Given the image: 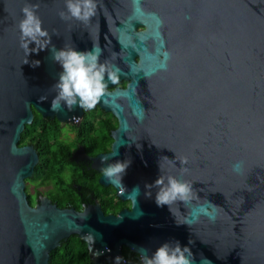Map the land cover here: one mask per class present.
Returning <instances> with one entry per match:
<instances>
[{
	"label": "water",
	"instance_id": "95a60500",
	"mask_svg": "<svg viewBox=\"0 0 264 264\" xmlns=\"http://www.w3.org/2000/svg\"><path fill=\"white\" fill-rule=\"evenodd\" d=\"M26 3L39 5L51 43L24 64L18 24ZM61 11L65 0H0V264H48L72 234L95 264L117 256L124 264L123 247L142 264L166 241L188 246L191 264H264V0H97L88 24ZM53 46H96L102 63L119 68L116 83L127 80L110 90L116 83L106 76L97 106L117 126L110 150L90 159L99 172L130 161L122 185L98 177L130 203L115 214L97 202L76 210L43 195L28 201L25 180L38 154L17 142L33 109L62 123L84 112L51 107L62 71ZM160 175L189 182L191 197L158 206V189L146 185Z\"/></svg>",
	"mask_w": 264,
	"mask_h": 264
},
{
	"label": "clouds",
	"instance_id": "9594fccd",
	"mask_svg": "<svg viewBox=\"0 0 264 264\" xmlns=\"http://www.w3.org/2000/svg\"><path fill=\"white\" fill-rule=\"evenodd\" d=\"M38 4L26 3L22 9V18L18 27L20 30V46L25 50L24 64L29 63L30 53H39L51 43V36L42 27V21L37 14ZM65 11L59 13L61 19H75L88 24L96 15L97 0H65ZM34 42L35 47L30 48ZM53 59L61 67L59 78L53 87L56 96L52 101L53 110H58L61 102L69 111L75 106L81 109H94L101 97L105 94L107 80L116 83L119 79V68L100 61V50L93 46L91 50H77L75 47L52 48ZM39 60L31 62L32 67L40 65ZM180 164H186L187 159L182 158ZM130 161H117L110 163L101 169L103 177L118 185L125 173ZM159 167L160 164H159ZM234 171H240V165H234ZM186 171V169H185ZM156 187L155 202L158 206L172 205L176 201L188 200L192 195V186L189 182L180 180L174 176H158L153 184L146 188ZM146 195L151 196L147 191ZM188 246H182L179 241L164 242L160 244L151 255L142 256V264H191ZM121 257H115V264H120Z\"/></svg>",
	"mask_w": 264,
	"mask_h": 264
},
{
	"label": "trees",
	"instance_id": "16d2710c",
	"mask_svg": "<svg viewBox=\"0 0 264 264\" xmlns=\"http://www.w3.org/2000/svg\"><path fill=\"white\" fill-rule=\"evenodd\" d=\"M94 116H86L78 128H74L75 141L64 142L58 138L60 127L57 120L46 121L39 114L33 118L32 122L25 125L21 133L20 142L30 143L38 154V162L34 167L33 176L25 182L32 180L37 184L47 185L51 183L50 193L51 202L59 207H74L81 209L83 203L78 196L79 191H85L88 200L86 204L97 202L105 214L117 213L124 207L125 202L119 201L112 186H104L98 182L99 172L91 170L88 172L85 167H79L71 160V153L77 144L85 146L89 155L105 151L112 138L109 136L110 130L117 126V120L112 115L103 117L96 121L95 128ZM39 127V132L37 130ZM31 138V140H30ZM70 178L65 181V175ZM86 187L78 189L77 185ZM37 188V187H36ZM28 201L33 205V200L25 187ZM38 191V194L41 192ZM116 200V201H115ZM124 264H141L137 253L122 250ZM48 264H95L89 255V248L85 240L72 234L62 240L60 245L50 251Z\"/></svg>",
	"mask_w": 264,
	"mask_h": 264
},
{
	"label": "flooded vegetation",
	"instance_id": "af4514ba",
	"mask_svg": "<svg viewBox=\"0 0 264 264\" xmlns=\"http://www.w3.org/2000/svg\"><path fill=\"white\" fill-rule=\"evenodd\" d=\"M139 29L141 30L142 29V27H139ZM57 67H61L58 63H57ZM126 84H127V80H121L120 82H118V83H116L114 86H112V87H110L109 89L111 90V89H113V88H115V87H119V88H123V87H125L126 86ZM55 96H56V94H55ZM62 103V102H61ZM36 114L38 115L39 113L38 112H36L34 109H33V118L36 116ZM110 113L109 112H105V111H103L102 109H100L97 105L95 106V108L94 109H91V110H87V109H84V112H83V114L80 116V117H78V118H76L75 120H74V122H69V123H65V124H69L70 126H71V131L74 133V131H73V129L74 128H78L81 124H82V122H83V120L85 119V117L86 116H91V115H93L94 116V119L96 120V121H98V120H101V119H103V117H105V116H108ZM40 115V114H39ZM99 116V117H96V116ZM40 116H42V115H40ZM46 121H52L53 119H55V118H51V117H45V116H42ZM56 120V119H55ZM58 123H59V127H60V131H59V135H58V138L59 139H61V140H63L64 142H67L65 139H64V136H65V134H63V130H62V128H61V125L62 124H64V123H62V122H59L58 121ZM116 127V126H115ZM114 129V128H113ZM113 129H111L110 130V132L113 130ZM24 130V129H23ZM37 130H38V132H39V127H37ZM23 132V131H22ZM21 132V133H22ZM69 132L67 131L66 132V134H68ZM21 135V134H20ZM75 133H74V135L72 136V141L71 142H74L75 141ZM109 136L111 137V135H110V133H109ZM20 138H21V136H20ZM20 138H19V141L17 142V145L19 146V147H21V146H23V145H32V144H30V143H21L20 142ZM112 138V137H111ZM30 140H31V138H30ZM111 142H112V140H111ZM111 142L109 143V145H108V149L107 150H105V151H100V152H97L96 154H94V155H89L88 153H87V151H86V148L88 147V144H85V146H82L81 144H77V146H76V148L72 151V153H71V160H72V162L73 163H75L76 165H78L79 167H85L86 169H88L87 171L88 172H90V169L91 170H94V171H96L93 167H92V162H91V157H94L95 155H97V154H99V153H105V152H108L109 150H110V146H111ZM70 143V142H69ZM33 146V145H32ZM97 172H99V171H97ZM100 174H101V172H99ZM50 185H51V183H49ZM77 187H78V189L80 190L82 187H81V185H77ZM86 187H83L82 189H85ZM80 192V195H78L81 199H82V197H83V203H82V205H81V209L83 208V206L84 205H87L86 204V201L88 200V198L86 197V194H84V190L82 191H79ZM40 196H42L41 194H38L37 195V198L36 199H38ZM44 196V195H43ZM47 197V196H46ZM48 198L51 200V198H50V196L48 195ZM125 202V205H124V207L123 208H129L130 207V203L128 202V201H124ZM35 204H36V202H35ZM35 204H33V205H35ZM89 204V203H88ZM80 209V210H81ZM122 209V208H121ZM119 211V210H118ZM124 248V247H123ZM123 248H122V250H123Z\"/></svg>",
	"mask_w": 264,
	"mask_h": 264
},
{
	"label": "rangeland",
	"instance_id": "374dc122",
	"mask_svg": "<svg viewBox=\"0 0 264 264\" xmlns=\"http://www.w3.org/2000/svg\"><path fill=\"white\" fill-rule=\"evenodd\" d=\"M96 117H99V116L97 115ZM93 122H95V128H97L98 123L95 120H93ZM61 128L63 130V134H65L64 139L67 142H70L71 143L72 136L74 135V133L70 130L71 129V126L69 124H65L64 123V124L61 125ZM67 131L69 132L68 134H66ZM64 177H65V181H68L69 178H70L69 174H66ZM37 183L38 182H35V181H32V180H29V181H27L25 183L26 184V187H27V191L30 194L31 199L33 200V203L34 204H35V202H37V199H36L37 198V195H38V191L37 190H39V192H41L40 193L41 195H44V196H47L48 197V194L50 193L49 191L51 189V185L50 184L41 185V184H37Z\"/></svg>",
	"mask_w": 264,
	"mask_h": 264
},
{
	"label": "built area",
	"instance_id": "2783aa9c",
	"mask_svg": "<svg viewBox=\"0 0 264 264\" xmlns=\"http://www.w3.org/2000/svg\"><path fill=\"white\" fill-rule=\"evenodd\" d=\"M123 262H124V259H123Z\"/></svg>",
	"mask_w": 264,
	"mask_h": 264
}]
</instances>
